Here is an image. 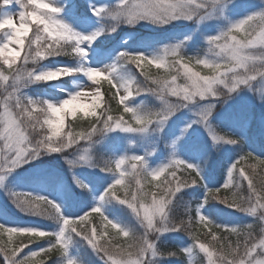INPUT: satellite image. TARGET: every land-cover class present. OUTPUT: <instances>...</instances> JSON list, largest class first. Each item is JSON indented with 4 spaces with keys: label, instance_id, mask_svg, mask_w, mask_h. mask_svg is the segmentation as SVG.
Wrapping results in <instances>:
<instances>
[{
    "label": "snow or ice",
    "instance_id": "obj_1",
    "mask_svg": "<svg viewBox=\"0 0 264 264\" xmlns=\"http://www.w3.org/2000/svg\"><path fill=\"white\" fill-rule=\"evenodd\" d=\"M21 9L16 14L0 16V30L5 29L6 40L0 43V60L10 68L20 57L24 49L23 60L35 63L48 56L66 55L76 59L75 67L58 66L55 69H41L28 72L24 77L19 74V67L11 74L12 92L4 98L3 111H0V141H3V150H0V181L7 173L18 166L36 159L45 152H61L76 145L79 141L89 140L94 133H103L111 129H120L126 132H143L153 122L162 128L167 119L178 109L188 107L193 102L215 98L217 89H224L225 97L246 85L250 90L258 93L264 89H253V82L260 78L264 80V71L250 72L251 63L264 64V58L249 53L264 48V33L259 31L247 32L246 28L253 15L230 22L229 25L214 35L206 37L207 50L203 55H186L183 53V41L160 46L157 51H129L117 53L116 61L104 68L91 67L87 64V48L105 30L113 32L121 25L134 26L138 22L147 21L157 26H163L176 20L195 21L212 17L214 14H223L222 0H118L111 8L92 7L94 15L109 18L105 27H101L88 34L74 31L60 19H55L59 9L51 3L48 11L37 7L36 0H15ZM10 0H0V5H7ZM257 16L264 15V9L254 12ZM18 16L19 24L14 22ZM33 36H29V32ZM187 39V37H185ZM15 44L16 47H10ZM128 65L139 69L147 83L142 85L131 67L127 76L114 75L117 67ZM155 66L157 69H167L170 79H155L148 75L144 66ZM202 67L209 74L202 75L195 69ZM55 73V79L73 73H83L91 84L88 91L81 89L68 95V98L59 103L33 100L17 95L25 81H45L39 79L40 73ZM109 85L112 100L118 104L119 115H112L110 104L102 111L104 99L101 93L102 81ZM184 80L183 84L178 79ZM8 75L0 73V80L9 81ZM141 93H149L161 101L157 109H142L139 105L129 106V98ZM14 99V104L9 101ZM89 99L91 102L89 103ZM214 103L211 100L203 103L195 111L196 119L185 125V130L192 123L202 125L208 133L213 146L217 143L236 144L239 139L232 138V134L221 135L209 121ZM43 112L44 115H37ZM95 117L86 132L73 133L69 130L66 136L61 134L66 117ZM129 118L126 119L125 117ZM43 117V120H41ZM48 131L45 133L44 128ZM29 129L39 137L33 142ZM183 134V131L182 133ZM53 137H58L54 140ZM179 139V137H177ZM176 140L172 141L175 145ZM255 163L249 164L248 161ZM72 166L80 163L100 167L102 171L113 174V180L107 185L97 198L102 202L112 198L127 205L132 210L143 232L137 236L134 230L114 223L106 217L99 205L92 206L88 211L74 218L65 217L59 205L44 196L26 192H11L10 197L22 212L40 215L57 221L61 226L58 231L46 232L35 227H9L0 224V237L8 234L7 242L0 241V254L4 257V264H42L34 258L43 256L48 259L57 253H66L68 239L66 233H76L98 253L106 258L107 264H146L150 257L160 255L155 248V241L150 233L166 231H184L193 237L194 246L208 258V264H261L259 257L264 253V235L257 239L253 234V224L229 225L216 224L201 214L200 205L195 207V221L197 226L203 225L208 229L206 236L210 240L201 242L200 238L190 231L193 223L192 208L188 206L186 213L188 220H174L172 209L175 206L174 197L186 187L203 183L199 165L186 162L175 156L174 152L168 163L157 168L149 169L141 155H124L115 159H106L95 164L88 150L84 149L75 159L66 160ZM251 169V172H249ZM258 169H264V158L253 155L252 152H242L239 158L227 169L224 183L216 188L205 187L203 202L216 200L228 207L249 215L258 216L264 224V190L257 188ZM187 174L189 179L184 174ZM73 181L82 189L87 188L77 177ZM247 184V195L241 192ZM150 186V187H149ZM230 195H221V192ZM123 192V197L120 193ZM98 214L103 218V225L97 227L89 219L90 215ZM109 228L115 230L133 243L122 245L113 244L114 237ZM230 232L238 239L233 244L228 241L225 245L220 242L217 232ZM13 235L19 242L13 241ZM243 237V239H240ZM41 238H47L46 247L38 246L37 250L28 248V245L37 244ZM217 244L219 245L217 247ZM22 251V250H26ZM190 249H182L187 252ZM169 252L167 255H174ZM119 255L121 258L116 259ZM66 264H74L68 259Z\"/></svg>",
    "mask_w": 264,
    "mask_h": 264
},
{
    "label": "rangeland",
    "instance_id": "obj_2",
    "mask_svg": "<svg viewBox=\"0 0 264 264\" xmlns=\"http://www.w3.org/2000/svg\"><path fill=\"white\" fill-rule=\"evenodd\" d=\"M105 1H107V4H103V0H44V2L51 3L59 9L54 14L55 19L62 20L74 31L83 34H88L104 27L102 22L109 21V18L105 20L103 17L94 15L91 10L92 7L99 8L105 6L111 8L118 2V0ZM262 9H264V0H231V3L224 4L222 15L214 14L212 17L199 23L195 21V18L191 21L176 20L163 26L141 21L134 26L142 30L132 35L125 31L128 25L121 24L119 25L121 26L119 29L118 26L113 32L105 30L91 44L84 45L87 48V64L91 67L104 68L105 66H111L116 61L117 53L122 50L144 51L147 54L148 52L157 51L162 45L178 41H183L182 49L188 46L197 47L203 45L205 53L207 50V36L214 35L226 28L230 22L245 18ZM20 10L15 0H10L9 4L0 5V16L16 14ZM14 22L19 24L18 16H14ZM6 30L7 27L0 30V43L5 42L7 38L4 32ZM152 33L160 35L151 37L150 34ZM10 47L14 48L16 45L11 44ZM23 51L24 49H21L20 56ZM41 60L44 61L39 65H35V71L45 68L55 69L58 66L75 67L78 63L76 61L75 65H73L59 58L52 60L43 58ZM16 65L19 68L22 66L26 68L34 67L32 62L25 64L24 60H21V57L17 58L16 63L12 66ZM4 67L9 66L4 65L3 61L0 60V73L10 77L9 81L0 80V111H3L2 104L4 103V98L12 92L10 86L11 74L17 69L15 67L13 71L6 73ZM128 69L124 65L117 67L114 75L127 76L129 74ZM132 70L134 72L133 68ZM134 74L140 83H142L143 80H141L140 75L135 72ZM100 79L103 78L101 77ZM177 82L183 84L184 80L179 78ZM43 84L58 90L60 96H50L46 92V87H42ZM89 84H91V81L83 73H73L49 81L25 82L24 86L18 90L17 95L30 98L29 96L42 94V101L59 103L61 100L68 98L70 93L84 88L85 91H88L87 86ZM255 88L264 89V80L257 78L253 82V89ZM221 90L226 91L224 89ZM261 95H264V92L258 93L250 90L246 85H241L230 93L229 98L226 100L221 96L215 98L209 97L208 100L214 103L209 121L213 117H219L225 118L236 126H239V121L251 108H254L256 112L260 113L262 111L261 113H263L264 102L255 99ZM208 100L201 101L199 105L193 102L188 107L178 109L167 119L162 128L153 122L143 132H126L120 129H111L103 133H94L87 141H79L76 145H72L61 152H45L36 159L11 170L7 173L4 180L0 181V223L11 227L46 229L45 225L36 219L34 214H26L17 208L10 197V193L13 191L26 192L33 195L46 194L63 205L61 212L67 218L82 215L92 206L96 205L98 203L97 200H94L91 204L84 202V199L81 198L82 189L73 181V176L90 186L97 187V192L103 191L112 182L114 177L112 173L102 174L96 172L94 166L83 163L70 166L66 162V160L78 157L84 149L88 150L93 163L97 157L96 152L104 149L105 153L99 157L102 160L101 163L107 158L114 157L115 159L120 156L135 154L143 156L146 166L149 169H153L168 163L169 158L174 152L176 157L186 162L199 164L200 168L204 167L202 169H210L214 164V146L208 133L198 123L190 124L185 130V125L196 119L195 111L203 103L208 102ZM88 102L90 103L91 99ZM9 104H14V99L9 101ZM130 104L133 107L139 105L142 109L154 110L161 106V101L153 94L141 93L131 98ZM260 121L261 119H257L255 124ZM45 130L46 132L48 131L47 126ZM182 131L183 134H181ZM251 134L253 135V132ZM62 135L66 136L64 133ZM55 138L53 137L54 140ZM173 140H176L175 145L172 144ZM3 147V141H0V150H3ZM45 156H48L50 160H46ZM90 175L93 177H90ZM100 207L103 213L106 214L105 216L114 223L126 228L131 227L139 235L143 232L142 226L127 205L118 202L117 206H110L105 203L101 204ZM60 226L58 223L55 231H58ZM159 234L150 233V238L152 236L155 238ZM66 238L68 239V244L65 261L71 259L74 261V264H107L106 258L95 251L83 238L75 237L69 233H66ZM38 246L45 247L46 243L33 245L28 248L37 250L36 247ZM22 251L26 253L27 249ZM115 258L120 259L121 257L117 255ZM0 264H4L2 254H0Z\"/></svg>",
    "mask_w": 264,
    "mask_h": 264
},
{
    "label": "trees",
    "instance_id": "obj_3",
    "mask_svg": "<svg viewBox=\"0 0 264 264\" xmlns=\"http://www.w3.org/2000/svg\"><path fill=\"white\" fill-rule=\"evenodd\" d=\"M103 4H107V1L103 0ZM105 7V6H104ZM107 8V7H106ZM103 19H107L103 17ZM109 21H103V25L106 28ZM121 26L118 27V29ZM141 31L142 29L136 28L135 26H128L125 28V31L128 32L130 35H132L135 32ZM174 32V31H173ZM29 36H33V32H29ZM151 37L153 36H159L160 34L152 33L150 34ZM203 46V45H202ZM202 46H188L184 49H182L183 53L186 55H203L205 48ZM25 51V50H24ZM24 51L21 54V60H23ZM47 60H52L54 58H59L61 60H66L73 65H75L76 59L72 58L71 56L66 55H56V56H48L44 57ZM44 60H39L35 63L40 64ZM31 62V61H29ZM20 66V65H18ZM126 69L129 67H132L134 69V72L140 75L139 69H135L134 66H128L124 65ZM17 67L12 66L10 67H4L5 72L9 73L13 71V69ZM145 71L148 73L149 76L155 78V79H170L171 75H175V72H169L167 69H157L154 65L153 66H144ZM197 71H200L202 75L209 74L207 69H203L202 67L195 69ZM141 80L143 82L142 85H145L147 83H150L149 81H146L144 76L140 75ZM102 81V87H101V93L104 99L101 102V107L97 109L98 112L102 111L105 107H107L109 104L112 108V115H119L120 112L117 111L118 104L116 101L112 100L111 91L109 88V85L106 81ZM42 87H46L47 93L50 96L53 97H59L60 92L58 90H55L51 87L45 86L43 84ZM150 95L149 93H145ZM30 99L33 100H43L42 94L36 95V96H29ZM134 97V96H133ZM131 97V98H133ZM37 98V99H34ZM127 101L129 106H132L130 104V100ZM223 99V98H222ZM258 99V98H255ZM260 100V99H259ZM264 102V101H262ZM133 107V106H132ZM262 112V111H261ZM256 112L254 108H251L250 111L245 114L242 119L239 121L240 125L236 126L232 122H230L227 119H222L219 117H213L210 122L211 124L216 128L217 132L221 135H225L228 133H231L233 136L232 138L239 139V142L236 144H228V143H217L214 146V164L213 167L210 169H202L204 168L202 166L201 174L203 177V183L193 185L191 187H186L184 189H181L176 196L174 197L175 206L172 209V218L174 220H184L187 222L188 220V214L186 213V208L188 206H191L192 212L191 215L193 217V223L190 231L194 233L196 236H198L201 240V242H205L210 240V237L206 236L204 233L208 231L207 228H205L203 225L197 226L195 221V207L197 205H200V212L204 216H206L210 221L216 224H229V225H245V224H253V234L254 236L259 239L264 233L261 232V228L264 227V224H261L258 220V216L256 215H249L247 213L238 211L234 208L228 207L225 204L216 201V200H208L207 202L204 201L205 197V187L207 188H216L221 186L227 175V169L229 166L233 164L234 161H236L240 154L242 152H252L253 155H256L258 157L264 158V110L263 113ZM261 116V117H259ZM126 119L129 117L126 116ZM257 119H261V123H256ZM263 119V120H262ZM41 120H43V117H41ZM95 122V117H84L76 116V117H66L64 128L62 129V134H67L69 130H71L73 133L76 132H86L87 129L90 127L91 123ZM46 127V126H45ZM44 132L46 133V130L44 128ZM253 132V135L251 134ZM29 133L31 138L33 139V142H35L36 139H39L38 136L34 132H32L31 129H29ZM57 137L55 138V140ZM105 153L104 149H101L100 151L96 152V159L94 160L95 164L101 163V159L99 158L100 155ZM41 156V155H40ZM46 160H50L48 156H45ZM108 159V158H107ZM110 159H114V157H111ZM249 164L255 163L254 161L249 160ZM199 165V164H198ZM94 169L98 173L107 174L109 172L102 171L100 167L94 166ZM249 172H251V169H249ZM258 175H257V188L261 189V177H264V169H258ZM187 179H189V182L191 180V177H188L187 174H184ZM90 177H93L90 175ZM84 183V182H83ZM87 185V188L81 190V198L84 199V202L86 204H91L94 200H97V198L101 195V192H97V187L90 186L87 183H84ZM99 185V184H98ZM150 187V186H149ZM241 192L243 195H247V184L245 182L244 186L241 189ZM230 195V193L221 192V195ZM120 195L123 197V192L120 193ZM39 196L47 197L48 199L54 201L57 205L60 206L62 211V204H59L56 200L48 197L46 194L40 193ZM99 205L101 204H109L110 206H117V203L119 201L112 199V198H106L102 202L98 201ZM104 215H106L104 213ZM36 219L41 221L43 225H45L46 229H42L46 232H54L55 227L58 225L57 221H54L51 218H45L40 215H34ZM89 219L92 221L93 225L100 227L103 225L104 221L103 218L100 217L98 214H92L90 215ZM1 224V223H0ZM11 227V226H9ZM128 229H131L129 227ZM112 237H114L113 244L120 243L122 245H127L133 243L131 239H126L123 236L119 235L115 230L109 228L108 229ZM135 231V230H134ZM70 235H74L75 237L80 238L81 236L77 235L76 233H69ZM135 234L139 236L138 232L135 231ZM217 236L220 238V242L224 243L225 245L230 240L235 243V241L238 239L236 235H233L230 232H217ZM82 238V237H81ZM153 238V236H152ZM151 238V239H152ZM240 239H243V237H240ZM8 240V234H3L2 237H0V241L7 242ZM47 238H41L38 241H36L37 244L33 245H41V243H46ZM155 241V248L156 250L161 253L160 255H156L153 257H150L148 261H146V264H208V258L207 256L201 252L197 247L194 246L193 237L188 234V232L184 231H166L163 233H160L155 238H153ZM13 241L15 243L19 242V238L15 235H13ZM28 245V247L33 246ZM47 246V245H46ZM45 246V247H46ZM219 245L217 244V247ZM182 249H190L187 252L181 251ZM172 252L175 253L174 255H167V253ZM34 261H42V264H66L65 261V253H62L59 255V253L50 256L48 259H44L43 256H38L34 259Z\"/></svg>",
    "mask_w": 264,
    "mask_h": 264
},
{
    "label": "clouds",
    "instance_id": "obj_4",
    "mask_svg": "<svg viewBox=\"0 0 264 264\" xmlns=\"http://www.w3.org/2000/svg\"><path fill=\"white\" fill-rule=\"evenodd\" d=\"M37 2V7L42 10V11H48L49 10V5L44 2V0H36ZM223 4L231 3V0H222ZM253 15V19L250 21V23L247 25L246 31L251 33V32H256L259 31L261 33H264V15H255V14H250ZM2 26V25H0ZM249 55H254V56H259L264 58V48L254 50L253 52L249 53ZM35 65L32 68H26V67H21L19 69V74L21 77H24L26 73L28 72H33L35 71ZM248 70L250 72H255V71H264V64H256V63H251L248 66ZM56 74L55 73H40L39 79H43L45 81L49 80H54ZM25 82H30V81H25ZM24 82V84H25ZM23 84V86H24ZM22 86V87H23ZM217 94L221 97H225L224 91L221 89L216 90ZM229 98V94L227 95L225 100ZM261 101H264V95H261L258 97ZM37 115H44L43 112L38 113ZM261 189L264 190V177H261ZM261 232L264 233V227L261 228ZM259 260L261 261V264H264V253H262L259 257Z\"/></svg>",
    "mask_w": 264,
    "mask_h": 264
}]
</instances>
